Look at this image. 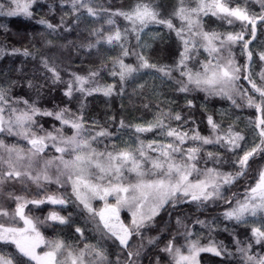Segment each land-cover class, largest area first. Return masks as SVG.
<instances>
[{
	"label": "snow or ice",
	"instance_id": "6c2138e0",
	"mask_svg": "<svg viewBox=\"0 0 264 264\" xmlns=\"http://www.w3.org/2000/svg\"><path fill=\"white\" fill-rule=\"evenodd\" d=\"M40 2H0V17L23 15L31 19L34 13L30 9ZM67 2L71 4L77 21L84 12L94 20L103 14L109 26L93 28L89 35L95 37V43L89 41L87 48L103 43L120 51L110 72L112 76H119V85L100 86L96 81L99 71L90 72L88 76L70 73L65 82L57 67L44 59L42 65L51 73L48 79L65 85L63 95L68 101L76 99L75 93L83 96L102 93L106 97L122 94L123 85L129 78L142 69H149L159 73L161 82L174 81L180 93L203 92L206 98H227L240 107L242 105H237L234 98L239 93L242 99L246 98L247 107L256 110L255 128L261 139L258 144L245 149L241 143L245 141V136L232 126L227 130L222 129L211 115L207 117L211 133L205 136L196 128H185L190 121L181 112L173 114L171 110H161L152 121L144 123L130 124L120 120L117 133L127 128L135 138L132 139L130 135L131 143H126L123 148L118 149L113 142L111 148L105 145L100 150L94 144L103 143L100 138L112 137L114 133L98 127L95 121L89 125L83 114V104L78 112H73L67 104L58 106V110L43 108L37 100L15 95V82L8 87L0 85V137H14L17 141L10 143L0 138V190L7 184H26L27 180L38 188L53 183L61 188L70 186L71 196L75 197L73 201L67 193H61L47 194L42 199H27L15 192H8V199L15 201V207L12 209L10 205L0 202V264H113L112 257H115V264H141L147 246L159 247V236L149 237L147 246L143 241L144 230L154 226L155 218L162 211L176 210L181 204H195L199 211L209 202L217 200L230 205L222 214L225 220L234 221L238 226L253 225L251 239L246 246L236 241L243 264H264V255L253 254V243L260 245L264 251V219L259 226H255L256 221L248 220V217L264 213V168L259 171L255 183L245 188L242 198L236 193L232 198L226 196L231 186L248 175L250 161L264 154V67L258 73L262 82L258 84L252 74L254 53L249 48L251 40L245 39L248 26L251 27L252 39H255L258 24H264V0H257L261 9L259 13L251 12L247 6L240 4L233 7L230 0H195L194 6L192 0H178L169 15L162 14L161 6L154 0H135L127 10L106 7L99 0ZM209 14L228 25L239 21L244 27L239 32L205 30L202 16ZM114 17H122L127 25L123 29L116 26ZM174 19L180 22L179 25L174 23ZM36 23L53 31L57 27L44 18ZM149 25H162L175 33L180 47L173 63H152L143 52H136L128 46L130 37L134 36L139 42L140 34ZM60 27L71 31L70 27L64 26L63 18ZM238 44H242L247 56L244 64H239L232 55V48ZM145 46L140 43L136 45L137 48ZM4 51L0 48V54ZM8 54L32 55L27 48L23 52L13 48ZM129 55L136 56L138 66L124 62L122 57ZM258 56L264 62V51H260ZM242 80L248 82L255 95L244 89L239 83ZM27 86L37 93L46 87L37 86L31 80ZM117 87L119 93L116 92ZM187 107H194L191 99H187ZM37 117L51 118L58 125L53 123L46 128ZM173 120L177 122L176 126H172ZM147 133L162 139L152 138L146 142L143 137ZM18 141L26 144L21 146ZM189 141L192 143L189 144ZM205 145H218L225 154L232 155L225 159L218 150L209 151L204 148ZM53 149L59 155L49 156ZM39 161L43 163L33 173L32 169ZM209 162L213 164L212 167H207ZM225 163L234 166L233 170H222ZM201 164L205 166L201 167ZM109 197H114L115 202H109ZM93 199L104 201L103 208H94ZM46 202L62 206L76 203L78 208L82 205L88 213L85 219L93 225L91 230L95 233L96 242H85L82 248H77L59 237L46 239L40 230L41 225L46 226L47 221L69 224L71 216L65 217L53 211L42 220L25 211L29 204L38 207ZM122 209L130 214V222L121 220ZM176 224L177 231L159 249L167 254L170 264H200L198 257L203 252L217 257L225 254L224 247L211 240L208 245H202L200 234L194 233L183 218L177 217ZM194 224L208 228L209 233L216 227L214 222L199 218L195 219ZM75 232L82 241L86 239L85 230L80 226L75 227ZM178 236L183 237V244L178 243ZM193 236L196 238L193 239ZM133 237L140 238L138 246L134 245ZM42 247L46 250L38 252ZM157 264H160V257H157Z\"/></svg>",
	"mask_w": 264,
	"mask_h": 264
},
{
	"label": "trees",
	"instance_id": "16d2710c",
	"mask_svg": "<svg viewBox=\"0 0 264 264\" xmlns=\"http://www.w3.org/2000/svg\"><path fill=\"white\" fill-rule=\"evenodd\" d=\"M0 2L6 4L7 0H0ZM134 2L135 0H99V3L106 7H111L112 9L123 8L124 10H127ZM154 2L161 6L160 10L164 15H169L176 7V0H154ZM230 2L233 7L236 4H240L241 6H247L251 12L259 13L261 11L257 0H247L246 4L245 0H230ZM30 11L34 13L31 19L23 15L0 17V25L4 26L0 27V48L5 50L4 53L0 54V85L8 87L15 82V87L13 88L15 95L37 100L43 108H56L58 110V106L63 107L67 104L73 112H78L81 109V104H83V114L89 125L95 121L98 127L107 128L108 131L114 133L112 137L100 138L103 143L94 144L100 150H103L105 145L111 148L113 142L117 147L119 139L130 143V135L132 139L135 138L131 130L127 128L120 129L119 133H117L120 120L123 119L125 123L130 124L144 123L152 121L161 110L164 112L171 110L173 114L181 112L190 121L188 125H185V128H196L205 136L211 133L207 123V117L211 115L222 129L227 130L229 126H232L235 131L241 132L245 136V141L241 142L245 149L250 148L254 143L258 144L260 142L261 138L255 128L256 110L255 108L247 107L246 98L242 99L239 93L234 98L237 105H242L240 107L234 105L227 98L218 96L206 98V94L203 92L180 93L176 90L178 86L174 81L164 80L161 82V79H158L159 73L149 69H142L129 78L123 85L124 91L122 94L106 97L102 93H94L91 96L75 93L76 99L68 101V98L63 95L65 85L53 83L51 79H48L51 73L44 69L43 60L47 59L49 63L54 64L65 82L69 79L70 73L88 76L90 72L99 71L100 75L96 77V81L100 86L119 85V76L110 74L115 58L120 55L119 48L113 50L112 47L103 43L93 48L86 47L89 41L95 43V37L89 35L93 28L109 27L103 19V14L101 18L94 20L84 12L77 21L75 18L76 14L72 13L71 4L67 0H41L40 3L34 4ZM40 18H44L57 26L55 31L37 24L36 21ZM62 18L64 26L70 27L71 31H65L64 27H60ZM114 19L117 22L116 26L121 29L127 25L122 17H114ZM202 21L205 30L208 31L239 32L244 27L239 21L228 25L210 14L202 16ZM177 22L174 19V23L179 25ZM140 35L141 40L139 42L134 36L130 37L128 46L132 50L143 52L152 63L171 64L174 62L180 47V42L174 32H169L162 25H149ZM245 39L251 40L249 48L254 53L252 74L257 83L260 84L262 82L258 73L261 67H264V62L259 60L258 53L264 51V24H258L255 39H252L251 27L248 26L245 31ZM138 43L146 46L137 48L136 45ZM13 48H19L21 52L27 48L32 55L29 57L19 54L15 56L9 55L8 53ZM203 55L206 56L207 54L203 53ZM232 55L239 64H244L247 61L242 44L232 48ZM122 59L126 64H131L133 67L138 66L137 58L134 55L125 56ZM116 70L118 71V68ZM173 75L179 78L177 73ZM29 80L37 86L46 85V87L42 88L40 93H37L35 89L28 88ZM239 83L250 94L255 95L247 81L242 80ZM116 92L119 93V87L116 88ZM186 97L193 101L194 107H187ZM145 105L148 107H145ZM37 119L41 120L46 128L53 123L58 125V122L52 121L48 117H37ZM193 120L195 123H191ZM176 124L177 122L173 120L172 126H176ZM95 130L97 129L93 131ZM68 132L71 134V129ZM0 138H4L6 142L10 143L17 142L14 137ZM143 138L146 142L152 138L162 139L153 133L144 134ZM18 143L21 146L26 144L24 141H18ZM191 143L189 141V144ZM187 146L185 145V147ZM204 148L209 151L218 150L225 159L232 155L231 153L225 154L224 149L218 145H205ZM201 155H205V153H201ZM250 164L248 175L238 180L226 192L228 198H232L233 193L242 198L245 188L255 183L259 171L264 168V154L256 156L250 161ZM204 166L201 164V167ZM212 166L211 162L207 164V167ZM217 167L221 166L217 165ZM233 167L225 163L222 170L232 171ZM8 192H15V194L24 196L27 199H42L47 194L67 193L71 200H75V197L71 196V191L67 187L61 188L53 183L44 184L43 188H38L31 181L26 180V184H7L0 190V202L10 205L12 209L15 207V201L13 203L8 201ZM229 207L230 205L223 200H217L214 203L209 202L199 211L196 209L195 204H181L176 210L168 209L167 211H162L155 218L154 226L144 230L143 241L147 246L149 237L159 236V247L147 246V250L141 257V264H157V257H160V264H170L167 254L160 252L159 249L164 247L171 235L177 231V217L183 218L194 233L200 234L202 245H208L211 240L218 245H222L225 249V254L221 257L214 256L208 252L201 253L198 257L200 264H243L240 254L237 252L236 241L239 240L241 241V246H246L251 239V227L253 225L249 223L248 226H238L234 221L225 220L222 214ZM25 211L29 215L39 217L42 220L53 211L65 217H69L71 214L69 224L59 225L58 223L47 221L46 226L41 225L40 230L46 239L59 237L77 248H82L85 242H96L95 233L91 230L93 225L85 219L88 213L83 210L82 205L78 208L76 203L62 206L46 202L38 207L29 204ZM121 217L125 223L129 222L130 216L126 213H123ZM196 218L206 222H214L216 225L215 229L209 233L208 228H202L199 224H194ZM262 219H264V213L258 214L257 217H248L250 222L256 221L255 226H259ZM77 226L85 230L86 239L83 241L80 239L79 234L75 232V227ZM180 231H183L182 227ZM192 238L195 239L196 236ZM177 240L179 244L184 243L182 236H178ZM140 242V238L133 237L135 246H138ZM229 252L232 253L231 256L228 255ZM253 254L264 255V251L261 250L260 245L253 243ZM111 259L113 264H115V257Z\"/></svg>",
	"mask_w": 264,
	"mask_h": 264
},
{
	"label": "rangeland",
	"instance_id": "374dc122",
	"mask_svg": "<svg viewBox=\"0 0 264 264\" xmlns=\"http://www.w3.org/2000/svg\"><path fill=\"white\" fill-rule=\"evenodd\" d=\"M135 3V2H134ZM133 3V4H134ZM177 3H178V0H176V3H175V6H177ZM132 4V5H133ZM192 4H193V6H194V4H195V0H192ZM171 14V13H170ZM178 21V20H177ZM124 22H126L125 20H124ZM127 23V22H126ZM177 23H180L179 21L177 22ZM130 141V140H129ZM26 143V142H25ZM126 143H128V142H124V141H122V140H118V143H117V147L118 148H123L124 146H125V144ZM131 143V142H130ZM53 154L54 155H59L58 153H55V151H54V149L52 150V152H50L49 153V155L50 156H53ZM26 163V162H25ZM43 163V161H39L35 166H34V168L32 169V171H33V173H35V171H38L39 170V167H40V165ZM55 170L53 169V172H54ZM67 188L68 189H70V191H71V187L70 186H67ZM109 199V202H111V203H114L115 202V199H114V197H109L108 198ZM8 201L9 202H14V201H12V200H9L8 199ZM92 205H93V207L94 208H96L97 210H99V209H102L103 208V206H104V201H102V200H99V199H93L92 200ZM123 213H126L127 215H129L130 216V214L128 213V211L126 210V209H122L121 210V216H122V214ZM130 219H129V222H130V220H131V216L129 217ZM121 220H122V217H121ZM21 226H22V223H21ZM46 249L45 248H40V249H38L37 251L38 252H42V251H45ZM185 251H186V249H185Z\"/></svg>",
	"mask_w": 264,
	"mask_h": 264
}]
</instances>
